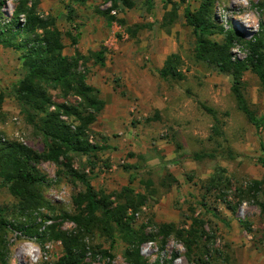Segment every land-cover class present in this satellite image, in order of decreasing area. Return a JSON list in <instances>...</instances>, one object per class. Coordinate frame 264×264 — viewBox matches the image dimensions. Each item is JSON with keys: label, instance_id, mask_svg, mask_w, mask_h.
<instances>
[{"label": "rangeland", "instance_id": "1", "mask_svg": "<svg viewBox=\"0 0 264 264\" xmlns=\"http://www.w3.org/2000/svg\"><path fill=\"white\" fill-rule=\"evenodd\" d=\"M5 1L2 10L10 16L17 0ZM133 1V9L111 13L114 21L110 23L102 15L109 8L104 0H40L42 14L54 18L64 35L63 54L87 58L80 70L87 71V84L105 103L89 131L90 142L104 150L97 154L92 171L84 158H76L75 167L90 173L96 191L120 193L128 186L144 196L146 204L135 216L136 227L147 226L153 233L154 225L188 227L193 219L202 218L211 238L210 264H264V211L257 204H264V167L258 162L264 125L256 130L238 109L229 76L194 59L195 40L183 14L186 8H197L199 0H169L178 7L172 23L167 18L171 5L166 0ZM214 15L220 25L233 27L249 40L264 24V0H246V5L238 0H217ZM101 50L103 67L89 58ZM232 52L235 58L245 57L241 45H235ZM171 55L180 59L181 80H164L158 74ZM24 75L19 53L0 46V93L4 94L0 138L40 151L42 139L27 125L13 98L14 87ZM241 82L248 108L257 119L264 118V90L258 79L246 72ZM52 96L59 101L58 92ZM76 101L68 99L69 103ZM195 155L213 156L196 159ZM38 168L49 180H56L53 164L41 163ZM253 182L260 184L256 199L252 193L247 195ZM80 190L79 185L66 180L45 188L44 198L53 211L44 213L74 214L71 196ZM222 199L235 208L234 212ZM15 206L16 200L0 188V207L6 210L9 221L16 219ZM73 228L70 223L61 226L63 231ZM7 238L10 264L52 263L62 253L59 244L45 240L39 246L15 231ZM91 244L105 250L109 246L101 238ZM123 251V245L116 243L112 260L98 257L88 261L125 264ZM184 253L174 238L164 249L160 238L141 249L148 264L158 259L187 264Z\"/></svg>", "mask_w": 264, "mask_h": 264}, {"label": "trees", "instance_id": "2", "mask_svg": "<svg viewBox=\"0 0 264 264\" xmlns=\"http://www.w3.org/2000/svg\"><path fill=\"white\" fill-rule=\"evenodd\" d=\"M86 1L80 0L81 3ZM166 1L171 5L167 18L172 23L177 17L178 7ZM5 2L0 0V46L19 53L25 71L14 87L13 98L27 125L42 139L43 148L35 151L0 138V188L6 189L16 200V219L13 221H9L6 210L0 207V264H10L7 237L11 231L39 246L45 240L61 246L60 258L56 262L43 264H90L89 259L96 261L98 257L112 260L111 251L116 243L123 245L125 264H148L141 255V249L156 238H160L161 249L170 238L177 240L184 248L187 264H210L212 255L208 242L211 238L206 231L207 223L202 218L193 219L188 227L154 225L153 233H149L147 226H135V216L146 204L144 196L136 194L128 186L122 188L120 193L96 191L91 184L90 173L75 167L76 158H84L92 171L93 161L104 150L91 143L89 138L90 127L104 110L105 103L99 98L97 90L87 84V71L80 70L81 65L88 62L87 58L80 55L66 57L63 54L64 35L54 18L42 14L40 0H17L10 16L2 10ZM104 2L109 8L102 15L110 23L114 21L112 12L131 10L135 6L133 0ZM216 2L199 0L197 8L184 10L186 25L191 28L195 40L194 59L231 78V91L238 109L259 130L264 125V118L257 119L250 111L240 87L243 75L250 72L264 90V24L261 23L257 36L245 40L233 27L220 25L214 15ZM68 37L76 43L73 37ZM235 45L243 46V59L233 55ZM89 58L104 66V50L91 53ZM179 63L177 55L169 56L158 72L159 76L164 80H181ZM54 92L59 93L58 102L53 100ZM71 97L77 101L69 103ZM3 102L4 94L0 93V108ZM214 131L217 135L216 127ZM260 149L262 158L258 162L264 167V145L261 142ZM212 156L195 155L194 158ZM228 157L234 158L231 152H228ZM41 163H50L57 168L55 181L41 173L38 168ZM60 180L79 185L82 190L71 196L74 214L48 216L44 212L53 211V207L44 198L43 191ZM251 185L247 195L252 193V198L256 199L260 184L253 182ZM222 202L234 212L235 208L227 200L222 199ZM257 204L264 211V204ZM65 223L72 224L73 230L63 231L61 226ZM95 238L107 241L108 248L94 247L91 241ZM213 252L216 253L215 250ZM171 263L158 259L153 264Z\"/></svg>", "mask_w": 264, "mask_h": 264}, {"label": "clouds", "instance_id": "3", "mask_svg": "<svg viewBox=\"0 0 264 264\" xmlns=\"http://www.w3.org/2000/svg\"><path fill=\"white\" fill-rule=\"evenodd\" d=\"M238 2L239 3H241V4H245L246 5V0H238ZM247 17H245V19H246Z\"/></svg>", "mask_w": 264, "mask_h": 264}, {"label": "built area", "instance_id": "4", "mask_svg": "<svg viewBox=\"0 0 264 264\" xmlns=\"http://www.w3.org/2000/svg\"><path fill=\"white\" fill-rule=\"evenodd\" d=\"M112 14L114 15V13L112 12Z\"/></svg>", "mask_w": 264, "mask_h": 264}]
</instances>
